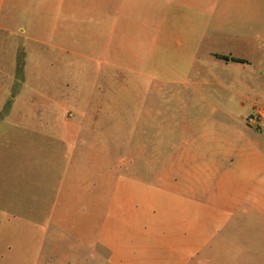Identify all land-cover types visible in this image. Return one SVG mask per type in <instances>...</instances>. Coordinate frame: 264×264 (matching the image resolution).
Returning <instances> with one entry per match:
<instances>
[{
  "label": "rangeland",
  "instance_id": "1",
  "mask_svg": "<svg viewBox=\"0 0 264 264\" xmlns=\"http://www.w3.org/2000/svg\"><path fill=\"white\" fill-rule=\"evenodd\" d=\"M90 16L81 48L55 37L51 13L40 37L0 41V264H116L102 247L116 214L98 202L86 215L82 197L90 181L129 177L133 159L137 177L158 185L207 178L211 165L216 181L264 165V59L226 67L211 29L195 36L203 13L176 0H91ZM147 22L150 55L138 30ZM118 115L144 118L149 152L128 151L139 124ZM180 146L189 170L171 171Z\"/></svg>",
  "mask_w": 264,
  "mask_h": 264
},
{
  "label": "crops",
  "instance_id": "2",
  "mask_svg": "<svg viewBox=\"0 0 264 264\" xmlns=\"http://www.w3.org/2000/svg\"><path fill=\"white\" fill-rule=\"evenodd\" d=\"M176 1L203 13L195 36L204 40L211 29L214 49L226 67L237 64L252 67L253 58L264 59V0ZM50 13L54 15V35L60 42L81 48V44L91 40V0H0V41L11 35L40 37L49 31L44 18ZM27 16L28 22H24ZM142 26L146 27L138 28L143 32L142 52L150 55L153 24L147 22ZM163 34L171 36L170 31ZM102 117L92 116L89 121L114 120ZM115 119L118 124L130 121L139 124L130 137L135 140L128 150L130 153L149 152L139 141L151 136L150 132L140 131L143 117L135 120L118 115ZM199 136L203 132L194 133V137ZM187 149L188 146L172 149L177 150L173 156H180L182 162L169 163L171 171L177 165L182 171L184 167L189 170L183 154ZM246 151L243 148L239 153ZM137 161L132 160L127 178L99 179L84 186L82 200L86 215L87 204L98 202L102 204V214H116L115 222L107 218L103 227L116 236L104 237L102 241V247L111 253L116 264H264L263 164L258 163L254 169L244 170L230 180L216 181V169L211 165L203 170L207 178L176 177L158 185L157 181H142L137 177ZM203 186L210 187V196L199 189Z\"/></svg>",
  "mask_w": 264,
  "mask_h": 264
},
{
  "label": "trees",
  "instance_id": "3",
  "mask_svg": "<svg viewBox=\"0 0 264 264\" xmlns=\"http://www.w3.org/2000/svg\"><path fill=\"white\" fill-rule=\"evenodd\" d=\"M236 61H239V60H236Z\"/></svg>",
  "mask_w": 264,
  "mask_h": 264
}]
</instances>
